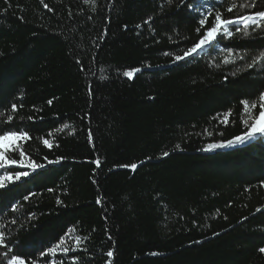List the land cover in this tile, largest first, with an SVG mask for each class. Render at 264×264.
<instances>
[{"label":"trees","instance_id":"16d2710c","mask_svg":"<svg viewBox=\"0 0 264 264\" xmlns=\"http://www.w3.org/2000/svg\"><path fill=\"white\" fill-rule=\"evenodd\" d=\"M187 2L44 0L46 9L41 0H0V131L28 132L23 152L46 165L17 168L29 176L0 188V231L13 252L31 254L28 264H48L40 252L61 237L73 247L75 236L79 250L54 259L264 264V139L206 150L247 130L242 101L259 103L264 61L248 65L264 52V32L233 28L173 62L212 23L197 33ZM193 2L201 11L216 4ZM228 6L213 11H239ZM132 68L143 70L122 75Z\"/></svg>","mask_w":264,"mask_h":264},{"label":"snow or ice","instance_id":"6c2138e0","mask_svg":"<svg viewBox=\"0 0 264 264\" xmlns=\"http://www.w3.org/2000/svg\"><path fill=\"white\" fill-rule=\"evenodd\" d=\"M85 3H88L89 0H84ZM94 3L95 0H92ZM171 3V0H168ZM181 4L185 3V0H180ZM43 7L48 9L49 5L44 3V0H41ZM224 3H228L229 6L226 8V11L229 13H234V10L239 8V11H235L234 15L230 18H224L223 14L219 11H213L216 8V4H220L223 6ZM216 4H213L212 8H201L203 7L200 3H194L193 0H188L186 11L189 16L195 15V18L198 21L200 27L196 29L197 33L201 31L202 28L205 27L208 18L212 17L211 26L207 27L204 31L203 35L198 38L196 42L190 48H187L182 55H176L173 58V62H178L181 60H185L190 56L197 55L204 49L211 46L214 42L217 41V37L225 38L232 37L233 31L231 29H235L236 32H241L244 36L249 35V29L252 31L260 30L264 32V8L258 6V0H245V2L237 5L236 0H216ZM256 9L255 11H251L252 9ZM247 9L248 12L244 13V10ZM51 11V9H49ZM95 11V8H93ZM71 15V13H69ZM151 21V17L148 20H145L144 23L148 24ZM127 28V25L124 26ZM140 27V25H137ZM106 31V30H105ZM164 55H169V53H164ZM243 59V57H241ZM258 61H264V52L258 54L257 60H254L253 63L249 64L248 67L251 68ZM229 61L226 59L225 63ZM151 67V65H148ZM143 69L141 68H132L131 70H126L122 73L123 76L128 77L129 79L136 76L137 73H140ZM103 79V77H101ZM89 91L91 92V88L89 86ZM258 104L256 100L251 102L249 106L248 100H243L242 104L244 106V111L248 113V119L242 120V123L246 127V131L241 135H236L232 139H228L226 141H221L218 143L209 144L206 150H213L225 147H233L237 144H244L248 141L255 140L257 138L264 139V91L258 94ZM52 103L51 100L48 101L50 105ZM22 107V105H21ZM259 107V112L257 115H252V110ZM11 111H17V105L15 103L11 104ZM231 116V112L229 111L224 116V123H227L229 117ZM32 119V117H29ZM13 117L9 115L7 120L4 123H11ZM211 135V133H209ZM89 136H91V132H89ZM30 139L28 132L23 130H5L0 131V170H4V174H0V188L6 187L7 183H14L15 181L21 180L22 177H28L29 171H15L17 168H25L31 171H36L37 169H42L46 165L39 164L34 160H29V158L25 155L21 148V142ZM43 143L47 145L49 148L52 147L51 143L45 139ZM176 149L180 148V145H175ZM12 153H18L19 159L12 158ZM169 156L168 151H164L162 153V157ZM47 160V157L44 158ZM63 158H58L56 161L48 160V164L58 163ZM148 159H151L149 157ZM27 161V162H26ZM99 164V161L96 162ZM143 163V161L141 162ZM121 167H131L135 170L138 165L136 163H132L130 165L124 164L120 165ZM51 191V190H50ZM27 199V197H25ZM59 202V201H58ZM99 202V201H98ZM17 209L13 207V211ZM259 211V209L257 210ZM34 215V214H33ZM15 223V221H13ZM81 243V238L79 236L74 237L75 246L70 247L64 237H61L59 242L54 246H49L47 249L40 252V256H48V264H63V261H58L54 259L58 255H68L70 252H77L79 250V245ZM0 247L4 248L5 251L3 253V257L0 259H6V264H28V258L31 254L23 252V251H15L13 252V248L9 242H6L5 233L0 231ZM86 251V249H85ZM260 253H264V247H260L258 249ZM114 253L112 250H109L106 253V256L111 258ZM73 264H80L78 256H72ZM33 264L35 262L33 261ZM108 264H111V260L108 261Z\"/></svg>","mask_w":264,"mask_h":264}]
</instances>
